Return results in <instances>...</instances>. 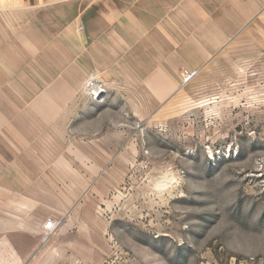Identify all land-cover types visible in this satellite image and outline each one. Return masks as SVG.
<instances>
[{"label":"rangeland","instance_id":"obj_1","mask_svg":"<svg viewBox=\"0 0 264 264\" xmlns=\"http://www.w3.org/2000/svg\"><path fill=\"white\" fill-rule=\"evenodd\" d=\"M261 2L0 0V264H264Z\"/></svg>","mask_w":264,"mask_h":264},{"label":"crops","instance_id":"obj_2","mask_svg":"<svg viewBox=\"0 0 264 264\" xmlns=\"http://www.w3.org/2000/svg\"><path fill=\"white\" fill-rule=\"evenodd\" d=\"M237 1L241 3L238 10V14L240 13V19H241V22H239V24L241 25L248 24L252 19H255L256 17L260 18V16L258 17L257 15H259V13L263 11L262 2L261 4H258V0H254L252 2L251 0H237ZM229 24H233V23L230 22ZM164 72H165L164 70L159 71L160 74H164Z\"/></svg>","mask_w":264,"mask_h":264},{"label":"built area","instance_id":"obj_3","mask_svg":"<svg viewBox=\"0 0 264 264\" xmlns=\"http://www.w3.org/2000/svg\"><path fill=\"white\" fill-rule=\"evenodd\" d=\"M195 74L192 73H187L186 81H189L190 79L193 78ZM59 228V223L56 222L55 220H48L44 226V232H45V238L49 239L50 237H52L53 235L56 234L57 230Z\"/></svg>","mask_w":264,"mask_h":264}]
</instances>
